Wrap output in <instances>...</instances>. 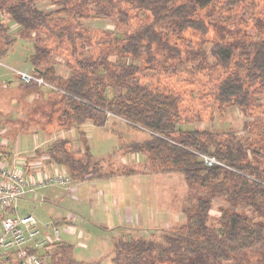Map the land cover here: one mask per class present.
Here are the masks:
<instances>
[{
    "label": "trees",
    "instance_id": "obj_1",
    "mask_svg": "<svg viewBox=\"0 0 264 264\" xmlns=\"http://www.w3.org/2000/svg\"><path fill=\"white\" fill-rule=\"evenodd\" d=\"M257 2L0 0V14L20 39L33 41L27 62L44 84L20 81L27 95H37L33 108L50 103L42 129L51 123L50 129L73 128L84 145L73 150L69 139H56L45 152L47 166L64 168L72 182L133 174L104 172L82 130L85 123L104 128L115 117L148 133L127 144L130 153L143 156L152 172L181 175L187 185L185 223L161 240L119 238L110 264H264V17ZM96 17L113 28L83 26ZM249 27L256 34L249 35ZM9 34L0 24V59L14 44ZM55 56L63 58L68 77L57 74ZM43 89L47 101L38 94ZM228 107L247 119L243 135L186 128ZM201 155L224 166L206 167ZM214 200L224 205L211 216ZM40 258L44 264H104L75 259L72 246L61 241Z\"/></svg>",
    "mask_w": 264,
    "mask_h": 264
},
{
    "label": "rangeland",
    "instance_id": "obj_2",
    "mask_svg": "<svg viewBox=\"0 0 264 264\" xmlns=\"http://www.w3.org/2000/svg\"><path fill=\"white\" fill-rule=\"evenodd\" d=\"M39 5L46 11L51 10V7L47 3ZM256 7L261 12V16L264 17V0H258ZM0 24L9 26V37L14 39V44L7 51V55L0 59V154L5 157L17 154L22 160L29 159L32 162L37 161L40 164L46 158L45 152L48 146L56 139L59 140V138H66L72 141L73 150L83 149L84 145L78 141V136L73 128L50 129L52 127L51 123V125L47 124L42 129V125L48 121L51 112L50 103L46 102V105L39 109L33 108L32 105L35 104L34 99L37 98V95H27L26 89L16 73L18 71L32 73L31 66L27 62V57L33 53V41L21 40L17 34L16 26L11 24L9 18L3 13L0 14ZM82 24L86 29L90 30H111L113 28L112 23L103 17L84 20ZM253 29L249 27L247 33L253 36L254 31L256 34V30ZM205 48L209 50L210 45L205 46ZM54 62L57 74L68 77L70 70L63 58L55 56ZM10 82L11 84H9ZM201 82H203L202 79ZM177 87L178 89L181 88L180 86ZM38 94L45 101L49 99V92L46 89L39 91ZM191 104H197V102L193 101ZM246 120L237 109L228 107L222 113L215 111L213 120L210 122L194 123L186 128L214 129L222 132L231 131L243 135L242 126ZM49 129L53 131L50 134L47 133ZM82 130L87 138L89 150L93 155V162L98 161L104 172H119L123 169L134 172L131 175L115 177V182L122 189L126 202L121 201L118 207H115L113 202H109L107 204L108 211H105L102 197L98 204L94 201L95 205L91 207L89 201L94 200L93 194L104 192L105 195L106 193H110L111 188L108 189L106 186H102V184L91 186L88 182L73 181L70 187L73 184L76 185L83 182L79 186L80 192L78 191L76 192L77 194H74V197L77 198H71V195L69 196V193L64 188H60L58 192L55 191L58 194V198L61 199L57 207L49 203L48 198H45L46 202L41 204L30 196L25 200L19 201L14 211L0 213L1 216L10 217V215L16 214L33 215L39 222L41 230L50 231L51 228L49 227H51V223L56 225L61 221L59 219L56 220L57 213L67 217L68 212H71V218H73L69 219L67 224L73 227L74 230L72 231L74 233H65L63 232V226L58 225L60 241L72 246L75 259L85 262L102 260L104 264H110L112 243L119 238H147L153 236L161 240V236L170 231L172 227L185 223L186 216L182 209L188 188L183 177L178 174L152 172L144 164L143 156L132 154L127 150L128 143L134 141L141 142L147 139V132L130 129L125 126L123 121L115 117L109 118L104 128L93 127L90 123H85L82 126ZM41 163L48 168L45 162ZM49 169H45L44 171L42 165L31 168L32 172L41 173L52 172ZM130 176L136 178L144 177L146 182H138V180ZM126 177L129 178L126 179ZM136 184L141 188L135 187ZM130 198H133V201H130L132 203L137 202L138 199L144 200L145 202L142 205L148 208L145 213L149 217L152 215L151 213H154V221L147 220L143 222L140 219L143 217L137 213L138 220L133 219L130 226L116 228V230L113 229V236L112 231L105 226L108 220L107 215L113 214L112 223L114 225L117 224V220L115 219L118 217V214L113 213L115 210H118L121 214L125 213L126 217L133 216L129 214L130 206H134L129 204L128 200ZM146 201L148 203L147 206ZM150 202L151 204H149ZM222 205H224L223 201L214 200L211 216L218 215V207ZM90 209L95 211L96 218H91L89 214ZM140 209L143 208L141 207L137 211ZM77 215L82 220L76 221ZM79 232L83 233L85 239H79Z\"/></svg>",
    "mask_w": 264,
    "mask_h": 264
},
{
    "label": "built area",
    "instance_id": "obj_3",
    "mask_svg": "<svg viewBox=\"0 0 264 264\" xmlns=\"http://www.w3.org/2000/svg\"><path fill=\"white\" fill-rule=\"evenodd\" d=\"M16 73L24 83L44 84L27 71ZM201 158L206 167L224 166L214 158L203 155ZM32 165L17 154L10 157L0 154V213L14 211L19 201L30 196L45 203L44 196H38L47 189L70 188L72 180L63 168L51 166L52 172L41 173L32 172ZM50 225V231H43L33 215H0V264H44L40 253L60 242L59 229L53 223Z\"/></svg>",
    "mask_w": 264,
    "mask_h": 264
},
{
    "label": "crops",
    "instance_id": "obj_4",
    "mask_svg": "<svg viewBox=\"0 0 264 264\" xmlns=\"http://www.w3.org/2000/svg\"><path fill=\"white\" fill-rule=\"evenodd\" d=\"M47 158V157H46ZM27 162H29L30 164H32L33 163V167H36V166H38V165H42L43 166V168H45V169H49V170H51L52 169V167L51 166H47L48 168H46L45 167V165L44 164H42L41 162H45V164H46V160H42L41 162H40V164H39V162H37V161H33L32 162V160H29V159H27L26 160ZM32 162V163H31ZM57 168H59L60 170L62 169V167H57ZM64 169V168H63ZM48 170V171H49ZM64 171H66L65 169H64ZM67 172V171H66ZM122 177V176H121ZM130 177H133L135 180H138V182L139 181H142L143 183H145L146 182V180H145V178L143 177V178H136V177H134V176H130ZM125 178V177H124ZM129 177H126V179H128ZM128 181V180H127ZM85 182H88L89 183V185H91V186H94L95 184L96 185H99V184H102V186H106V188H108V189H110L111 188V191H110V193H106L105 195H104V192L103 193H96V194H93V196H94V200L92 201H89V204H90V206L91 207H93V205H95L93 202L95 201L96 202V204H98L99 203V201L102 199V197H103V202H104V204H105V208H104V210L105 211H108V207H107V204L109 203V202H113V204H114V206L115 207H118V205L119 204H121V201H124V202H126V200L124 199V193H123V191H122V189L121 188H119L120 186H117V184H116V182H115V178H112V179H106V180H104V179H95V180H90V181H84V183ZM83 184V182L82 183H78V184H76V185H72V187H70L68 190H66L65 189V191H67L69 194V196L71 195V198H73L74 197V194H77L76 192H80V190H79V186L80 185H82ZM150 185V184H149ZM117 187V188H116ZM135 187H137V188H141L140 186L138 187V184H136V186ZM59 189L60 188H57V189H53V190H51V189H49V190H45L44 192H42L41 193V195H39L38 197H40V196H44V198H48V200H49V203H51L52 205H54V206H58L59 205V203H60V201H61V199L60 198H58V194L57 193H55V191H59ZM116 189V190H115ZM73 191H75V192H73ZM155 191H156V189H155ZM66 193V192H65ZM72 193V194H71ZM74 198H77V197H74ZM99 198V199H98ZM46 199H45V202H46ZM76 200V199H75ZM78 200V199H77ZM130 201H133V198H130L129 200H128V202H129V204H131V205H134L133 207L132 206H130L131 207V209H130V213L129 214H132L133 216H129V217H126L125 216V213H119V211L118 210H115V211H113V213H116V214H118L117 216L118 217H116V219L115 220H117V224H113L112 222H113V220H112V217H113V214L112 215H107V223H106V227L107 228H109L111 231L113 230V229H115L116 230V228H123V227H126V226H130V225H132V220L133 219H136V220H138L139 219V217L137 216V213L139 214V215H141L143 218H140L143 222H145V221H147V220H151V221H154V213H151L152 215L149 217L148 215H147V213H145V211L148 209V208H145V207H143V203L145 202L144 200H140V199H138V201L137 202H130ZM149 204H151V202L149 203ZM148 205V203H147V201H146V206ZM143 208V209H140L139 211H137V209H139V208ZM133 209V211H131ZM152 212V211H151ZM157 212H158V210H157ZM71 212H68V214H67V217H64V216H61L59 213H57V217H56V220H61V221H59L60 222V224L63 226V232H65V233H70V234H72V233H74L72 230H74L73 229V227L72 226H69L70 224H63V222H65V223H68V220L69 219H72L71 218V214H70ZM150 213V212H149ZM89 214H90V216H91V218L92 219H94V218H96V215H95V211L93 210V209H90V211H89ZM68 216H69V218H68ZM147 216V217H146ZM145 217V218H144ZM114 218H115V216H114ZM76 219V218H75ZM77 220H82V218L81 217H79L78 218V215H77V219H76V221ZM80 222V221H79ZM81 224V223H80ZM81 228V227H80ZM114 230V231H115ZM112 233H113V231H112ZM113 236H114V233H113ZM78 237H79V239H81V238H84V235H83V233L82 232H79V234H78ZM85 239V238H84Z\"/></svg>",
    "mask_w": 264,
    "mask_h": 264
}]
</instances>
